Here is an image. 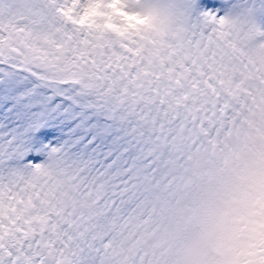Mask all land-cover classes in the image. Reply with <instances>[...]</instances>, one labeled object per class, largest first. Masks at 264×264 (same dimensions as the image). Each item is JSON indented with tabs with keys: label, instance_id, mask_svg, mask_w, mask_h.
I'll return each mask as SVG.
<instances>
[{
	"label": "snow or ice",
	"instance_id": "1",
	"mask_svg": "<svg viewBox=\"0 0 264 264\" xmlns=\"http://www.w3.org/2000/svg\"><path fill=\"white\" fill-rule=\"evenodd\" d=\"M0 264H264V0H0Z\"/></svg>",
	"mask_w": 264,
	"mask_h": 264
}]
</instances>
